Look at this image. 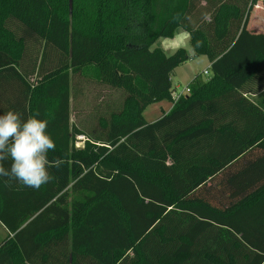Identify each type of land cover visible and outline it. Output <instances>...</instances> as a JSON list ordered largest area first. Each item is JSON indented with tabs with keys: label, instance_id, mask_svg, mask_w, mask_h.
<instances>
[{
	"label": "trees",
	"instance_id": "trees-1",
	"mask_svg": "<svg viewBox=\"0 0 264 264\" xmlns=\"http://www.w3.org/2000/svg\"><path fill=\"white\" fill-rule=\"evenodd\" d=\"M258 2L0 0V114L39 113L60 161L39 190L0 178V264H264V112L243 96L264 77ZM179 29L210 75L174 102L190 56L152 46ZM72 77L122 92L82 148Z\"/></svg>",
	"mask_w": 264,
	"mask_h": 264
},
{
	"label": "rangeland",
	"instance_id": "rangeland-1",
	"mask_svg": "<svg viewBox=\"0 0 264 264\" xmlns=\"http://www.w3.org/2000/svg\"><path fill=\"white\" fill-rule=\"evenodd\" d=\"M152 48H160L165 55H171L179 48L186 50L191 56L190 60L177 67L171 74L172 88L178 86L179 89L185 86L197 75L202 80L208 78L203 74L206 70V57H194L188 43L187 33L179 29L172 38H160L152 46ZM85 79L72 77L71 81V120L72 123L81 131L84 141L87 135L96 134L94 131L98 126V118L103 116L108 117L111 106L109 104L101 103L111 99L115 106L120 105L122 97L120 92H115L106 86L99 85ZM110 92V93H108ZM172 106V103L161 102L153 104L146 108L143 116L146 122H153L160 118L164 113H167ZM119 107V106H118ZM75 144L77 148L83 147V142L77 140ZM5 238V232L0 227V241Z\"/></svg>",
	"mask_w": 264,
	"mask_h": 264
},
{
	"label": "clouds",
	"instance_id": "clouds-1",
	"mask_svg": "<svg viewBox=\"0 0 264 264\" xmlns=\"http://www.w3.org/2000/svg\"><path fill=\"white\" fill-rule=\"evenodd\" d=\"M38 115L25 120L18 111L0 114V178L35 190L54 179L50 167L60 166L59 160L48 159L56 144L47 131L48 121ZM5 161H10L7 168Z\"/></svg>",
	"mask_w": 264,
	"mask_h": 264
},
{
	"label": "crops",
	"instance_id": "crops-1",
	"mask_svg": "<svg viewBox=\"0 0 264 264\" xmlns=\"http://www.w3.org/2000/svg\"><path fill=\"white\" fill-rule=\"evenodd\" d=\"M248 28L253 29L256 32L264 33V7L261 6L260 2H258V4L254 7V9L251 13L249 23H248ZM190 58H191V56H190ZM28 59H29V57H28ZM24 65H26V63H24ZM24 67H26V66H24ZM209 67H210V62L206 58V66H205L206 70H204V71H206L207 73L204 74V71H203V74L207 75L208 77L210 75ZM25 72L28 73V75H30L29 74L30 70H28L27 68H26ZM36 75H37V67L35 68L33 75L30 76V80H34L36 78ZM260 77L264 78L260 75L256 78L252 79L249 82V86H248L247 90H245V92L243 93V96L246 97L248 100H250L254 105L258 106L262 112H264V87L259 88V86L262 83H264V79L260 80L259 79ZM70 122L72 123L71 113H70ZM149 123H151V122H149ZM0 227L4 230L5 237H6L8 232L1 225H0Z\"/></svg>",
	"mask_w": 264,
	"mask_h": 264
},
{
	"label": "built area",
	"instance_id": "built-area-1",
	"mask_svg": "<svg viewBox=\"0 0 264 264\" xmlns=\"http://www.w3.org/2000/svg\"><path fill=\"white\" fill-rule=\"evenodd\" d=\"M207 72L204 71V74H206ZM189 93V89H188V86L186 85L185 88H182V89H179L178 86L175 87V89H173V92H172V99L174 102H176L180 96H183V95H187ZM79 141H82L84 142V138L82 136H78L77 137ZM77 145L75 144V147Z\"/></svg>",
	"mask_w": 264,
	"mask_h": 264
}]
</instances>
